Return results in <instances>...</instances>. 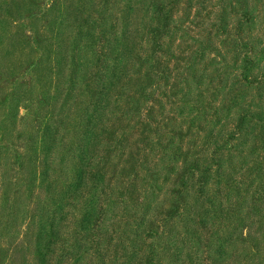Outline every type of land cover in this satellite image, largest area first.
I'll list each match as a JSON object with an SVG mask.
<instances>
[{
  "label": "rangeland",
  "instance_id": "374dc122",
  "mask_svg": "<svg viewBox=\"0 0 264 264\" xmlns=\"http://www.w3.org/2000/svg\"><path fill=\"white\" fill-rule=\"evenodd\" d=\"M242 107L264 115V0H0V264H119L152 242L153 264H264V125L218 155L215 205L183 175ZM84 155L109 164L78 201ZM184 185L190 214L171 218ZM84 208L98 230L79 233Z\"/></svg>",
  "mask_w": 264,
  "mask_h": 264
},
{
  "label": "trees",
  "instance_id": "16d2710c",
  "mask_svg": "<svg viewBox=\"0 0 264 264\" xmlns=\"http://www.w3.org/2000/svg\"><path fill=\"white\" fill-rule=\"evenodd\" d=\"M249 15V14H248ZM165 21H163V26L161 29H157L156 33L157 36L159 34L163 35L165 34V31L167 29V27H169V20L171 19L170 17V12H166V16H164ZM239 27V26H238ZM162 37V36H161ZM250 60L248 62V66L245 67L246 71H249L255 68V61H254V57L256 54V49L254 46H251L250 48ZM249 58V57H248ZM247 58V59H248ZM252 122H258V123H262L264 125V115L257 113L255 111H253L251 108H247V107H242L241 108V112L238 115V118L236 120V123L234 125V128L231 132L226 133L225 135H223L222 140L224 141V144L222 145V147L219 148H215L212 153L210 154L209 158H210V162L208 163V166H206L205 168H199L197 171H194L192 168H188V171H186V169L184 170V174L183 175H187L188 173L190 174H194V172H200L199 178L197 179V187L199 190H197L199 192L200 196H204L207 198L208 203L215 205V201H217V199H213L210 197L209 195V186L211 185L212 181H211V177H221V171H223V166L221 164V157L219 158V154L220 152L224 151V150H230L232 149L233 143L237 142L241 136L243 135V133L246 130V127L249 126ZM103 127L104 124H103ZM137 152L140 153L142 151V148L140 146V144L137 146ZM109 153H112L111 151ZM109 164L108 159L103 162V165H101V162H99L97 164V166H93L92 160L89 159L86 155L83 156L82 158V162H81V167H80V173H79V180L81 181V183H77L76 185V189L73 190V188L71 187H66L65 189H67V194L72 191V193L75 191L77 193V196H74L73 199L74 200H78L80 201L81 199H85L86 196V191L88 189V186L91 185V187L93 189H97L99 187L102 186L103 183V178L105 176V172L107 169V166ZM135 171L137 170L136 167L134 169ZM186 171V172H185ZM262 171V170H261ZM188 172V173H187ZM44 174L45 178L44 180L46 181L47 187H48V192L50 193L51 196L48 195V200H47V204L53 200H58L60 201V193L61 190L58 187L57 188V179L53 178L52 176H50V174L48 175ZM48 179V180H46ZM50 179V181H49ZM189 186L187 187L186 185L182 186V188H177V190L175 191V202L172 204L171 209L169 210V212H167V214H169V216L171 218L177 216L178 214H190L188 205L189 203L185 200L184 202V194L189 192ZM57 198V199H56ZM70 199V198H69ZM75 202H70L69 205L70 207L76 206L74 205ZM81 203V202H80ZM56 204V202H53V204L51 205L53 207V205ZM222 205V204H221ZM63 209V208H62ZM85 213V215L83 216V218L81 219V223H80V232H82V230L85 231L86 227H88L89 225H93V230H98L100 228V222L101 220L103 221L102 214H104V212L101 209H94V210H90L89 213L86 212V208L82 209ZM44 211L49 212L50 210L45 207ZM64 211V210H63ZM91 212H94V214H92ZM68 214H66L62 220L66 221L69 218V212H67ZM98 214V215H97ZM72 215V214H71ZM94 215V216H93ZM78 218V217H76ZM91 220H93V222H91ZM78 223V222H77ZM51 234L54 235L53 233H57L56 232V227L54 223H51ZM155 230V229H154ZM154 230L149 232V235L154 238H157V236L161 233V229L159 228L157 231L154 232ZM87 231V229H86ZM59 232V230H58ZM83 233V232H82ZM51 235V237H52ZM56 236V235H55ZM100 238L101 235L99 234L98 238L97 237H93L92 241L94 242V246L92 247L93 250H99L100 249ZM146 241V240H145ZM148 249H149V255L146 256L145 258H141V252L137 251L136 249L127 251L125 249H123V254H121V256L118 257V262L119 264H143L141 263L143 259H145V263L146 264H153L154 262V257L157 251V245L153 244V242L151 244H148ZM136 260V261H135ZM139 262V263H138Z\"/></svg>",
  "mask_w": 264,
  "mask_h": 264
}]
</instances>
